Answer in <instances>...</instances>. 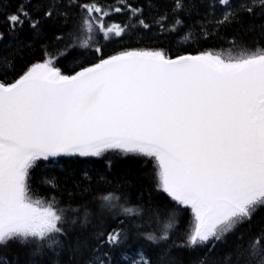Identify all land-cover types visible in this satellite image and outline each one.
Returning <instances> with one entry per match:
<instances>
[{
  "label": "snow or ice",
  "instance_id": "1",
  "mask_svg": "<svg viewBox=\"0 0 264 264\" xmlns=\"http://www.w3.org/2000/svg\"><path fill=\"white\" fill-rule=\"evenodd\" d=\"M0 264H264V0H0Z\"/></svg>",
  "mask_w": 264,
  "mask_h": 264
},
{
  "label": "trees",
  "instance_id": "2",
  "mask_svg": "<svg viewBox=\"0 0 264 264\" xmlns=\"http://www.w3.org/2000/svg\"><path fill=\"white\" fill-rule=\"evenodd\" d=\"M121 166H122V165H121ZM39 176H40V171L37 169V170L33 173V181H32V183H33V188H34L35 190H37L38 193H39L40 195H43V194H44V191H45V188H44V186H43L42 184H39V183H38V178H39Z\"/></svg>",
  "mask_w": 264,
  "mask_h": 264
}]
</instances>
